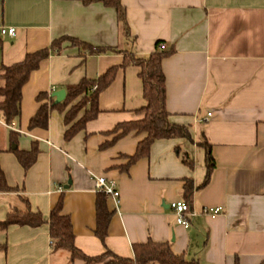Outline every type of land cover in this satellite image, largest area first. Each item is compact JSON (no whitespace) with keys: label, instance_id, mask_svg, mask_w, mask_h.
I'll use <instances>...</instances> for the list:
<instances>
[{"label":"crops","instance_id":"0c3cea01","mask_svg":"<svg viewBox=\"0 0 264 264\" xmlns=\"http://www.w3.org/2000/svg\"><path fill=\"white\" fill-rule=\"evenodd\" d=\"M129 35L116 11L77 0H0V67L62 38L94 48L92 55L67 39L43 60L21 90L20 115L12 127L0 123V168L7 185L0 193V222L10 214H39L37 227L12 225L0 231V264H86L54 250L49 216L62 200L61 215L72 225L74 247L88 258L106 251L132 259V245L169 243L195 264H260L264 260V0H119ZM165 46L159 51L156 45ZM163 53L166 110L173 124L189 129L185 139L155 141L146 157L129 164L144 134L115 139L116 126L138 121L145 101L139 68L121 67L126 54L147 59ZM115 68L97 98L99 113L71 140L63 114L52 111L48 127L29 129L41 93L52 94L97 80ZM0 75L2 73L0 72ZM3 81L0 79V88ZM54 99V98H53ZM210 114V117L207 115ZM81 111L76 120L81 118ZM13 134L14 142L10 141ZM204 136L215 167L209 182ZM38 148L24 170L13 151ZM92 175L115 181L118 203L105 200L111 214L102 242L96 231ZM191 180L190 206L199 213L187 229L177 225L170 204L184 201ZM61 188V190L59 189ZM221 208L215 217L201 209ZM93 263V264H105Z\"/></svg>","mask_w":264,"mask_h":264},{"label":"trees","instance_id":"16d2710c","mask_svg":"<svg viewBox=\"0 0 264 264\" xmlns=\"http://www.w3.org/2000/svg\"><path fill=\"white\" fill-rule=\"evenodd\" d=\"M83 5L92 3H101L105 7L116 11L118 22L122 25L124 34L129 35L126 23V15L123 6L119 0H77ZM69 38H62L54 41L49 48L27 54L22 62L9 67H0V79L3 81V87L0 88V117L3 122L10 125L20 115V101L22 87L28 81L30 74L39 68L40 63L47 59L54 51L58 52L60 44ZM79 46L82 50L92 55L104 54L107 52H119L111 49L94 48L75 39H69ZM158 43L156 48H158ZM165 57L163 53L154 52L147 59H138L131 54H126L122 68L127 65H133L139 68V78L142 82V96L145 105L137 111L143 118L138 121L123 123L116 126L113 133H118L115 139L125 136L129 133L144 134L136 149L134 156L129 158V164L137 159L146 157L149 154L151 145L157 140L163 139H185L192 142L190 131L185 126L171 123L170 115L166 110V89L165 77L162 72L161 62ZM115 68L109 69L97 80L91 81L84 79L78 85L66 90L65 99L55 104L52 94L41 93L37 96L40 103L35 115L30 119L29 129H43L48 127V120L52 111L63 114L64 124L67 127L64 132V140H71L76 134L81 132L86 123L96 118L99 113L97 98L112 82L115 75ZM83 111L81 118L76 120L78 114ZM10 141L14 142L13 134H10ZM205 151L206 175L202 187L210 179L212 170L215 167L211 155L210 145L206 142L204 136L199 143ZM19 164L24 170L29 169L38 155V148L32 145L29 151H13ZM15 189L10 188L5 180L4 174L0 168V193L12 192ZM194 191L191 180H186L183 187L184 202L190 204L192 193ZM106 196L98 193L96 201V236L103 242L106 234L111 214L106 208ZM62 200H60L49 216V236L53 242L54 250H65L70 253L71 260L81 259L86 264L104 263L105 264H195L187 262L183 255L172 251L169 243H157L149 239L146 243L132 245V259L120 258L106 251L103 255L96 258H88L79 252L73 243L74 235L72 225L67 216L61 215ZM43 220L39 214L26 211L25 213L10 214L5 221L0 222V231L9 226H30L37 227ZM264 264V260L260 263Z\"/></svg>","mask_w":264,"mask_h":264},{"label":"built area","instance_id":"2783aa9c","mask_svg":"<svg viewBox=\"0 0 264 264\" xmlns=\"http://www.w3.org/2000/svg\"><path fill=\"white\" fill-rule=\"evenodd\" d=\"M15 28L9 27V28H0V34L5 35L8 37H14L15 36ZM165 49V46L163 44L158 45V50L163 51ZM210 117V114L207 115ZM0 123L4 124L7 127H12V123L10 125H7L3 122L2 118L0 117ZM92 179L94 182L95 189L98 191V193L104 194L107 198L112 199L115 203H118L119 199V191L117 189V185L115 181L111 179H107L103 176H96L92 175ZM61 190V188H59ZM170 209L174 213L176 217V223L177 225L183 227L184 229H187L191 226L192 221L197 217L199 213L194 211V209L190 206V204L184 202V201H177L170 204ZM221 213V208L215 207V208H207L204 207L201 209L200 214L215 218Z\"/></svg>","mask_w":264,"mask_h":264},{"label":"water","instance_id":"95a60500","mask_svg":"<svg viewBox=\"0 0 264 264\" xmlns=\"http://www.w3.org/2000/svg\"><path fill=\"white\" fill-rule=\"evenodd\" d=\"M65 90H59L52 93L51 97L54 98L55 104L61 103L65 99Z\"/></svg>","mask_w":264,"mask_h":264}]
</instances>
